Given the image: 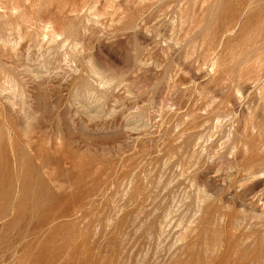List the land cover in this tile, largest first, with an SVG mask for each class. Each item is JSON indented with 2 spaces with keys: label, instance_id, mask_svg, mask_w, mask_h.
<instances>
[{
  "label": "rangeland",
  "instance_id": "374dc122",
  "mask_svg": "<svg viewBox=\"0 0 264 264\" xmlns=\"http://www.w3.org/2000/svg\"><path fill=\"white\" fill-rule=\"evenodd\" d=\"M224 263L264 264V0H0V264Z\"/></svg>",
  "mask_w": 264,
  "mask_h": 264
},
{
  "label": "bare ground",
  "instance_id": "6f19581e",
  "mask_svg": "<svg viewBox=\"0 0 264 264\" xmlns=\"http://www.w3.org/2000/svg\"><path fill=\"white\" fill-rule=\"evenodd\" d=\"M55 31H56V29H55ZM56 36H57V35H56ZM56 36H55V37H56ZM60 36H61V35H60ZM57 38H58V37H57ZM241 260H242V259H241ZM248 260H249V259H248ZM224 264H226V263H224ZM227 264H228V263H227ZM240 264H241V263H240Z\"/></svg>",
  "mask_w": 264,
  "mask_h": 264
}]
</instances>
